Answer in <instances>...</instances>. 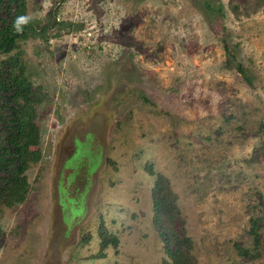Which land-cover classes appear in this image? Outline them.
<instances>
[{
    "label": "rangeland",
    "instance_id": "374dc122",
    "mask_svg": "<svg viewBox=\"0 0 264 264\" xmlns=\"http://www.w3.org/2000/svg\"><path fill=\"white\" fill-rule=\"evenodd\" d=\"M25 4L58 25L0 53L32 86L16 103L41 151L25 201L0 203V264H164L158 177L196 264H264V0Z\"/></svg>",
    "mask_w": 264,
    "mask_h": 264
},
{
    "label": "trees",
    "instance_id": "16d2710c",
    "mask_svg": "<svg viewBox=\"0 0 264 264\" xmlns=\"http://www.w3.org/2000/svg\"><path fill=\"white\" fill-rule=\"evenodd\" d=\"M25 0H0V53L10 54L19 40L28 37L46 36L48 28L58 25L53 23L43 25L37 29L31 19L21 25V31L14 27L16 19L25 14ZM23 66L18 65L17 56L0 61V102L6 104L5 109L10 111L8 118L0 115V203L14 206L23 203L28 195V183L25 171L32 163L40 159L41 151L35 148L38 139V130L32 116H27L23 106L18 107L17 101L35 99L31 93V85L21 75ZM243 73L242 68H238ZM14 72L21 75L14 76ZM9 104V105H8ZM3 106V105H2ZM1 106V107H2ZM3 108V107H2ZM152 174V173H151ZM153 189V224L162 243L166 256L164 264H196L193 243L183 225L176 228L179 222L176 201L172 197L171 188L165 177H158ZM259 220L251 221L250 235L259 241ZM181 224V222H180ZM103 247L114 240H107L104 236ZM239 256L251 258L247 250L236 246Z\"/></svg>",
    "mask_w": 264,
    "mask_h": 264
},
{
    "label": "clouds",
    "instance_id": "9594fccd",
    "mask_svg": "<svg viewBox=\"0 0 264 264\" xmlns=\"http://www.w3.org/2000/svg\"><path fill=\"white\" fill-rule=\"evenodd\" d=\"M29 20V17L27 16H20L16 19L14 27L17 31H21V25L26 24Z\"/></svg>",
    "mask_w": 264,
    "mask_h": 264
},
{
    "label": "flooded vegetation",
    "instance_id": "af4514ba",
    "mask_svg": "<svg viewBox=\"0 0 264 264\" xmlns=\"http://www.w3.org/2000/svg\"><path fill=\"white\" fill-rule=\"evenodd\" d=\"M76 144L79 146L80 143L77 142ZM77 148H78V147H77ZM73 156H74V155H73ZM73 156H72V157H73ZM69 159H71V157H70ZM69 159H68V160H69Z\"/></svg>",
    "mask_w": 264,
    "mask_h": 264
}]
</instances>
